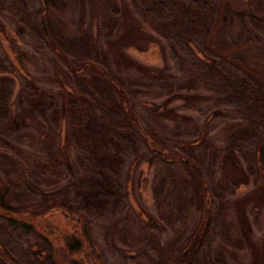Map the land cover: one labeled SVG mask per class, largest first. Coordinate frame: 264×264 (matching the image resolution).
I'll return each instance as SVG.
<instances>
[{"label": "rangeland", "instance_id": "obj_1", "mask_svg": "<svg viewBox=\"0 0 264 264\" xmlns=\"http://www.w3.org/2000/svg\"><path fill=\"white\" fill-rule=\"evenodd\" d=\"M57 1L67 4L65 11L59 8V11L53 10V16L59 17L65 33L80 36L87 32L92 47L95 44L96 48L106 50V42L114 38L118 30L114 4L120 9L123 4H128L133 15L142 23L143 31L156 40L143 53L125 50L131 60L147 69V75L121 66L120 69L115 68L114 65L111 70L117 78L133 83L130 100L139 129L144 131L150 128L159 146L153 145L151 137L144 138L142 134L129 132L110 148L122 160L117 172L86 174L79 163L84 158L66 141L68 120L60 116L53 119L61 108L60 102L66 97L61 91L60 82H67L64 76L67 68L44 46L35 29L29 26L27 16H35L39 3L37 0H0V26L3 31V35H0V62L6 74L15 80L11 87L10 116H0V153L13 155L14 149H20L21 158L28 157L30 160L28 169L35 170L38 162H46L45 149L57 151L63 147L70 165L58 169L55 177L53 173H47L39 178L25 167L27 171H19V182L16 181L18 173L14 170L8 179L0 173V205L7 208V217L12 214L16 216L14 225L10 227L8 218L3 216L5 212L0 211V226L3 227L0 230V264H33L32 251H42L41 246L44 245L41 237L47 240L51 252L39 255V261L43 264L141 263L145 258L135 257L134 249L120 245L121 250L125 251L124 255L113 250L107 243V229L114 224L119 228L126 227L136 235L142 223L147 222V216L158 223L156 227L160 226L158 212L164 209L156 206L153 190L169 171V167L163 163L167 164L166 161L170 159L154 157L151 150L156 146L167 156L178 154L184 158L185 154L178 148L186 144L200 146L202 138L220 149L221 155L232 151L244 173L247 172L246 166L251 164L248 162L258 161L260 167L254 169L253 173L263 176L264 166L261 162L264 164V153L259 151L264 147V122L261 123L262 127L257 124L264 118L260 114L258 118L253 117L251 123L247 119L253 116V109L247 114H242L240 110L255 97L252 94L257 90L242 96V92L237 93L239 83L233 76L223 79L222 75L210 72L197 82L196 67L201 60H210L204 46L211 32V23L196 28L188 4L201 5L206 0H96L94 9L89 0ZM262 2L264 0H252L251 3L257 11ZM170 24L174 30L170 29ZM223 34L222 40L234 42L241 34V22H232ZM260 34L264 38V33ZM1 37L7 43H3ZM85 50L87 58L93 55V50L96 52V49L89 47H85ZM68 83L72 88L74 83ZM30 84L39 93H32L33 101L30 103L24 101V110L27 111L30 106L33 108L30 115L21 117L24 110L20 111V97L31 92ZM174 96L197 97L199 100L187 103L181 98L172 100ZM165 103H168L166 107ZM154 107H160V113L164 109L173 111L178 119H161L153 112ZM4 142L10 143L14 149ZM200 150L197 147L195 151L199 154ZM249 151L257 153L254 159L249 156ZM23 162L28 164L27 161ZM226 175L225 168L219 167L215 180ZM251 181L232 189L231 193L226 194L227 199L232 201L254 191L255 185ZM64 187L71 191L72 207L56 206L45 212L43 208L32 207L34 203H42L39 201L41 195L53 194ZM211 188L216 190L215 187ZM210 195L211 191L205 195L203 204L207 205L208 202L207 208L213 211L216 202ZM259 203L263 204L258 207L253 204V208L246 209L252 231L251 240L258 246L257 250L253 254L249 248L240 250L234 258H228V264H252L253 261L264 264V199ZM20 204L23 205L19 207ZM35 211L37 215L31 214ZM28 213L30 216L26 215ZM193 214L194 210L188 219V227H193L200 210L197 215ZM150 229L149 232L156 234L161 242L170 238L169 227ZM32 231L40 237L35 239ZM73 242H78L80 248L72 252ZM34 245L40 247L35 248ZM203 252H206L204 254L209 261L219 254L216 245L212 249H204L201 255ZM199 259H202L201 256Z\"/></svg>", "mask_w": 264, "mask_h": 264}, {"label": "trees", "instance_id": "obj_2", "mask_svg": "<svg viewBox=\"0 0 264 264\" xmlns=\"http://www.w3.org/2000/svg\"><path fill=\"white\" fill-rule=\"evenodd\" d=\"M37 1L39 9L35 12V16L32 18L27 16L29 26L32 30L35 29L36 35L44 46L52 51L57 59L63 61L67 68V72L64 73L67 82H60L61 91L65 93L66 97L60 102L61 108L55 113L53 119H58L60 116L68 120L66 141L84 158L83 161L79 160V163L85 169L86 174L104 175L106 172H117L122 160L110 148L129 132L142 134L144 138L151 137L154 140L153 145L159 146L155 142L156 139L150 132L152 131L150 128L147 127V130L144 131L139 129L140 126L130 100L133 95L130 92L133 83L117 78L111 70L114 65L115 68L120 69L119 66H121L147 75V69L131 60L125 50L133 49L138 53H143L147 46L156 40L143 31L142 23L133 15L129 5L123 4L120 9L114 4L118 30L114 38L106 42V50H103L96 48L95 44L93 47L91 46L89 43L91 37L87 32L80 36H70L65 33L59 17L53 16V10L65 11L66 3L63 5L57 0ZM94 1L96 0H89L93 9L96 6ZM251 2L252 0H206L201 5L189 3L188 9L192 11L193 24L197 26L196 28L201 27L202 24L211 23V32L204 46L206 52L210 54V60L209 62L201 60L196 67L197 82L202 80L205 73L210 72L222 75L223 79L233 76L234 78H232L239 83L237 93L242 92L240 94L242 96L244 93L249 95L256 89L257 91L252 94L255 97L251 101L249 100L246 107L240 108L242 114H247L253 109L251 114L253 116L247 119L252 123L251 119L258 118L260 114L264 118V38L260 34L264 33V2L260 6L262 9L259 8L257 11L256 6ZM170 20L172 22V17ZM234 21L241 22V34L234 42H225L224 39L222 40L223 32H227L228 25ZM1 29L0 26V35L2 36ZM170 29L174 30L171 24ZM3 43H7V41L3 39ZM85 47L96 49V52L93 50V55L87 58ZM5 70L3 63L0 62V116L9 117L11 87L15 84V80L8 76ZM226 74L229 75L225 76ZM68 82L74 83L72 88L68 86ZM247 87H249L248 90ZM167 88L171 89L172 87L167 86ZM30 89L31 92L20 97L21 112L24 110V101L30 103L33 101L32 93H39L33 84H30ZM175 98L184 99L187 103L199 100L197 97L189 96H174L172 100ZM167 104L165 103L164 107ZM31 107L33 108L30 106L27 111L24 110L21 117L30 115ZM160 110V107H154L153 112L161 119L177 118L173 111L164 109L160 113ZM183 119L185 120V118ZM243 119L246 120L244 117ZM260 121L262 122L257 125L262 127L261 123L264 122V119H260ZM200 139L203 143L197 146L201 148L199 154L195 151L197 147L194 145L186 144L178 148L185 154L184 158L178 154L167 156L156 146L151 150L154 157L170 159V161H166L167 164L163 163L169 167V171L155 188L156 190H153L157 201L156 206L164 209L163 212H158L160 226L156 227L158 223L147 216V222H143L138 234L134 235L126 227L119 228L111 224L107 229V243L113 250L124 255L125 251L121 250L122 246L134 249L135 257L145 258L144 262L137 264H199L200 262L201 264H228V258H234V255L240 250L249 248L252 254L257 250L258 246L251 240L252 231L246 216V209L253 208V204H256L254 205L256 207L263 204L259 202L264 199V175L253 173L254 169H259L260 163L255 160L248 162L251 164L246 166L247 172L244 173L232 151L229 150V153L221 155L220 149L212 143L208 144L202 138ZM4 143L14 149L10 143ZM14 150L13 155L0 153V173L8 179L14 170L18 173L15 176L17 175L16 181L19 182L21 175L19 171L21 169L27 171L24 168L30 167V160L28 157L21 158L22 150L17 148ZM56 150L45 149L46 162H38L39 165H35L36 169H28V172L31 171L30 173L37 178L44 177L47 173H53L52 175L55 177L58 169L63 166L70 167L65 148ZM261 151L264 153V147L259 152ZM255 154H257L255 151H249V156L252 159L255 158ZM245 156L247 157V154ZM23 160L28 164H24ZM261 164L264 166L262 162ZM219 167L225 168L227 175L215 180ZM260 171L261 169L259 173ZM252 179L253 181H251ZM250 181L255 185L254 191L232 201L227 199L226 194L231 193L232 189L242 184H248ZM211 186L216 190L209 189ZM209 190L211 191L210 196L216 202L213 211L207 208L208 202L207 205L203 204L204 197L208 195ZM70 195V189L64 187L53 194L41 195L39 201L42 203H34L32 207L43 208L44 212L56 206L70 208L72 207ZM21 205L23 204H20L19 207ZM6 209L4 205H0V211L5 212L3 215L5 217H7ZM193 210L195 215L200 210V215L193 227H188V219L192 216ZM36 212H31V214L37 215L38 212ZM26 215L30 216L29 213ZM15 217L13 214L7 217L10 227L14 225ZM139 217L141 218V216ZM37 222H41V220H37ZM150 227H155L157 230L169 227L170 238L166 242H161L156 234L149 232ZM0 230H3V227L0 226ZM31 233L35 239L40 237L33 231ZM41 240L44 242V245L41 246L42 251H32L33 264H43L39 261V255L51 253L47 240L42 237ZM214 245H216L219 254L209 261L204 254L206 252H203L202 255L201 253L206 248L212 249ZM33 247L40 246L34 245ZM79 248V243L73 242L71 251H77ZM200 256L202 259H199ZM251 263L256 264L255 261Z\"/></svg>", "mask_w": 264, "mask_h": 264}]
</instances>
